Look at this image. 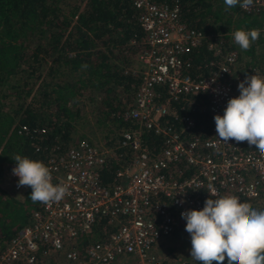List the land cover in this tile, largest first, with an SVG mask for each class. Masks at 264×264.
<instances>
[{
	"label": "built area",
	"instance_id": "obj_1",
	"mask_svg": "<svg viewBox=\"0 0 264 264\" xmlns=\"http://www.w3.org/2000/svg\"><path fill=\"white\" fill-rule=\"evenodd\" d=\"M131 5L142 33L138 65L128 68L138 82L121 111L127 128L114 147L78 139L48 151L42 162L52 183L66 185L68 194L59 202H37L29 222L0 246V264H32L51 252L73 264H112L121 257L135 264H180L161 255L160 244L184 229L181 212L202 209L203 197L213 191L239 199L258 195L264 154L246 141L216 137L214 115H223L229 98L239 95L231 80L235 51L223 49L216 34L187 26L176 5L157 0ZM263 8L264 0L240 7L247 13ZM200 46L210 57L205 72L189 59ZM21 130L44 131L25 124ZM147 132L158 136L156 146L147 144ZM116 152L129 153V160L116 167L110 183H102L101 166ZM15 165L5 163L3 175L23 196L31 188L17 187ZM93 228L101 230L99 238L85 240Z\"/></svg>",
	"mask_w": 264,
	"mask_h": 264
},
{
	"label": "trees",
	"instance_id": "obj_2",
	"mask_svg": "<svg viewBox=\"0 0 264 264\" xmlns=\"http://www.w3.org/2000/svg\"><path fill=\"white\" fill-rule=\"evenodd\" d=\"M157 1L176 5L187 26L216 34L223 49L234 50L232 74L249 75L256 68L264 78V8L247 13L239 4L226 10L224 0ZM253 28L260 30V37L248 50H242L233 33ZM141 33L131 0H0V183L7 179L3 165L16 163L12 159L16 154L42 162L49 150L60 151L78 139L114 147L121 130L128 126L121 111L131 103L138 82L128 66L140 47ZM208 56L200 46L189 59L205 72ZM46 58H50L48 69L42 71L46 62L41 60ZM88 100L94 106L87 111L84 102ZM21 124L44 131H18ZM111 125L115 132L110 136ZM97 129L103 133L100 141L89 138ZM145 140L150 147L159 141L151 132ZM128 160L129 153L125 157L116 152L101 166V182L110 183L116 167ZM259 190L256 197L239 200L264 210V183ZM4 192L0 184V246L29 222L30 211L37 208L31 192H25L22 200ZM208 197H203V202ZM99 232L93 228L84 239L99 238ZM182 232L185 227L170 236ZM54 255L49 254L46 264H65L55 262ZM180 262L200 264L192 258Z\"/></svg>",
	"mask_w": 264,
	"mask_h": 264
},
{
	"label": "clouds",
	"instance_id": "obj_3",
	"mask_svg": "<svg viewBox=\"0 0 264 264\" xmlns=\"http://www.w3.org/2000/svg\"><path fill=\"white\" fill-rule=\"evenodd\" d=\"M224 4L226 10L238 4L248 9L253 0H224ZM259 37L256 28L233 33L235 44L245 51ZM237 88L239 95L229 98L223 115H214L216 137L225 143L246 141L264 154V78L246 74ZM12 159L17 187H30L33 202H59L68 194L66 185L52 183L50 169L43 162L19 154ZM211 197L216 198H206L202 209L181 212L190 235V257L200 264H223L226 258L227 264H264V210L235 195L219 196L213 191Z\"/></svg>",
	"mask_w": 264,
	"mask_h": 264
},
{
	"label": "rangeland",
	"instance_id": "obj_4",
	"mask_svg": "<svg viewBox=\"0 0 264 264\" xmlns=\"http://www.w3.org/2000/svg\"><path fill=\"white\" fill-rule=\"evenodd\" d=\"M39 53H40L39 57H41L42 52H39ZM41 61L46 62L41 67L42 71L47 70L48 69L47 65L50 61V58H46V59L41 60ZM238 67H240V66H238ZM259 71L256 68L255 69L253 68L252 74L249 73L248 76L258 75L259 77H262V74H261L262 70L259 69ZM239 78H240V80L238 81ZM231 80H233V82L237 85L240 81H243L244 78H241V76H239V74H232L231 73ZM87 94H89V93H87ZM84 105H87L86 110L88 111V109H89L88 107L91 105L94 106V103H91L88 100V102L87 101L84 102ZM90 127H93V126L90 125ZM109 132H111L109 134L110 136L115 132L114 126L111 127V131L109 129ZM84 135L86 137H88L87 133ZM102 135H103V133L97 129L93 132V135H89L90 136L89 138L99 140L100 136H102ZM99 141H97V142H99ZM0 184H1L2 188L5 190L4 193H6V196H9L10 198H15L17 200L23 199V196L20 193L12 191V189L10 188V184L6 180L1 181ZM160 245L162 246L161 250H160V254L163 255L164 257H166L167 259L177 260L178 263L180 261H185L187 259H191V257H190V249H191L190 235L186 231L182 232L180 234H175L173 236L167 237V239H165V241L162 242ZM49 254L50 253L40 254L38 257V261L42 262L43 264H46L48 262V259H49L48 258ZM54 254H55L54 255L55 256V258H54L55 262L61 261L65 264H67L66 260L63 257H61L59 253H54ZM126 259L127 260H122V257H121V258H119V260L114 261L112 264H135L134 261H132L130 258H126Z\"/></svg>",
	"mask_w": 264,
	"mask_h": 264
},
{
	"label": "crops",
	"instance_id": "obj_5",
	"mask_svg": "<svg viewBox=\"0 0 264 264\" xmlns=\"http://www.w3.org/2000/svg\"><path fill=\"white\" fill-rule=\"evenodd\" d=\"M209 57V56H208ZM130 65L128 66V68H134V67H136L137 65H138V61H137V59L136 58H134L132 61H130V63H129ZM207 67V66H206ZM200 71V70H199ZM234 71V70H233ZM245 77V75H243V76H241V78H244ZM240 80V78L238 79V81ZM237 81V82H238ZM232 82H233V80H232ZM234 83V82H233ZM235 84V83H234Z\"/></svg>",
	"mask_w": 264,
	"mask_h": 264
}]
</instances>
